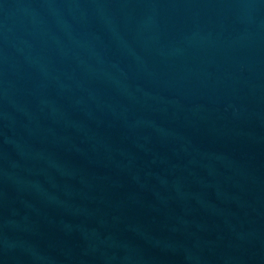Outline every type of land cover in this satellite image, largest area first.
<instances>
[{
    "label": "water",
    "instance_id": "1",
    "mask_svg": "<svg viewBox=\"0 0 264 264\" xmlns=\"http://www.w3.org/2000/svg\"><path fill=\"white\" fill-rule=\"evenodd\" d=\"M0 264H264V0H0Z\"/></svg>",
    "mask_w": 264,
    "mask_h": 264
}]
</instances>
